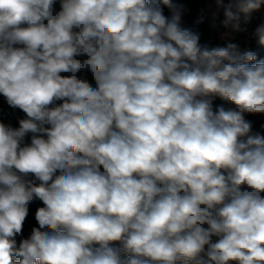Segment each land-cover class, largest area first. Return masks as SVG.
Segmentation results:
<instances>
[{
  "label": "clouds",
  "instance_id": "obj_1",
  "mask_svg": "<svg viewBox=\"0 0 264 264\" xmlns=\"http://www.w3.org/2000/svg\"><path fill=\"white\" fill-rule=\"evenodd\" d=\"M217 3L234 32L264 6ZM56 4L0 0V96L26 114L0 122V264H264V135L246 119L264 59L201 46L173 0Z\"/></svg>",
  "mask_w": 264,
  "mask_h": 264
},
{
  "label": "rangeland",
  "instance_id": "obj_2",
  "mask_svg": "<svg viewBox=\"0 0 264 264\" xmlns=\"http://www.w3.org/2000/svg\"><path fill=\"white\" fill-rule=\"evenodd\" d=\"M178 0H173L174 3H177ZM229 0H224V3L227 4ZM165 14L170 15L167 8H165ZM204 19L209 20L213 25L218 28V36L215 38L214 47L217 46H226L228 42L237 43L241 50H251L254 51L257 55V59H264V53L256 48L258 40L254 37L253 33L257 26L264 24V17L257 15L255 13L251 14L250 22L245 25L243 23V16L241 17V26L242 28L246 27L247 31L234 32L231 27L225 28L223 25V20L225 19L223 7L219 6L217 0H202L199 6V16L197 20L200 22ZM88 79L91 81V76L88 75ZM222 106L225 108H234L230 102L222 101ZM218 105V106H221ZM217 105L214 106L218 107ZM246 119L252 122V128L254 132H259L261 135H264V114H246ZM31 134L26 137V143H30ZM42 206L41 202L34 201L29 205V215L25 221L23 229V237L26 238L31 231L33 226H36V221L34 218L35 211L37 207ZM19 239V237H18Z\"/></svg>",
  "mask_w": 264,
  "mask_h": 264
},
{
  "label": "trees",
  "instance_id": "obj_3",
  "mask_svg": "<svg viewBox=\"0 0 264 264\" xmlns=\"http://www.w3.org/2000/svg\"><path fill=\"white\" fill-rule=\"evenodd\" d=\"M202 0H178L177 4L184 6V15L181 20V27L188 29L200 36L201 46L214 47L215 38L218 36V28L213 25L209 20L204 19L198 21L199 6ZM57 10H59V0L56 4ZM264 53V45L259 42L256 46ZM223 100L215 98L213 105H221ZM59 103V102H58ZM26 118V114L19 109L11 108L5 98L0 96V122L5 124H11L13 127H18V120Z\"/></svg>",
  "mask_w": 264,
  "mask_h": 264
},
{
  "label": "crops",
  "instance_id": "obj_4",
  "mask_svg": "<svg viewBox=\"0 0 264 264\" xmlns=\"http://www.w3.org/2000/svg\"><path fill=\"white\" fill-rule=\"evenodd\" d=\"M253 13L264 17V6H262V8L260 10L253 12Z\"/></svg>",
  "mask_w": 264,
  "mask_h": 264
}]
</instances>
